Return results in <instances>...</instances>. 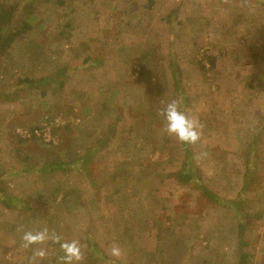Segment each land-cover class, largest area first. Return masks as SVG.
Instances as JSON below:
<instances>
[{
	"label": "rangeland",
	"instance_id": "obj_1",
	"mask_svg": "<svg viewBox=\"0 0 264 264\" xmlns=\"http://www.w3.org/2000/svg\"><path fill=\"white\" fill-rule=\"evenodd\" d=\"M1 6L34 12L0 54V264L45 226L82 264H264V0ZM176 98L194 145L162 131Z\"/></svg>",
	"mask_w": 264,
	"mask_h": 264
},
{
	"label": "clouds",
	"instance_id": "obj_2",
	"mask_svg": "<svg viewBox=\"0 0 264 264\" xmlns=\"http://www.w3.org/2000/svg\"><path fill=\"white\" fill-rule=\"evenodd\" d=\"M182 98L172 99L167 102L160 111L163 118L162 131L169 136H174L179 142L194 145L201 140L204 125L182 107ZM206 153H201L205 156ZM22 246L26 249L32 248V258L30 264H36L37 260H43L47 257V250L43 247L47 242L60 245L63 253L59 257L58 264H82L85 259V246L77 239L64 240L62 236L48 227L39 230H23ZM40 246V247H34ZM110 255L119 259L123 255V251L119 245H113L110 249Z\"/></svg>",
	"mask_w": 264,
	"mask_h": 264
},
{
	"label": "trees",
	"instance_id": "obj_3",
	"mask_svg": "<svg viewBox=\"0 0 264 264\" xmlns=\"http://www.w3.org/2000/svg\"><path fill=\"white\" fill-rule=\"evenodd\" d=\"M34 11H31L30 6H27V9L24 10L21 15L25 19L22 21L19 19V10L17 8H4L0 7V54L3 55L6 51L12 46L14 40L21 35L25 34L32 29L30 20L31 14ZM20 16V17H21ZM19 22V23H17ZM38 126L30 128L32 134L35 133ZM37 139L36 135H33ZM40 140V139H38ZM60 164V163H58Z\"/></svg>",
	"mask_w": 264,
	"mask_h": 264
},
{
	"label": "built area",
	"instance_id": "obj_4",
	"mask_svg": "<svg viewBox=\"0 0 264 264\" xmlns=\"http://www.w3.org/2000/svg\"><path fill=\"white\" fill-rule=\"evenodd\" d=\"M50 130V129H49ZM35 132H38V131H35ZM26 136H30L29 134L28 135H26ZM31 137V136H30Z\"/></svg>",
	"mask_w": 264,
	"mask_h": 264
}]
</instances>
